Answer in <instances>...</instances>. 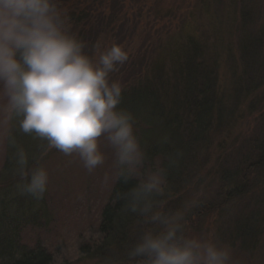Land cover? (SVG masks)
<instances>
[{
    "label": "trees",
    "instance_id": "obj_1",
    "mask_svg": "<svg viewBox=\"0 0 264 264\" xmlns=\"http://www.w3.org/2000/svg\"><path fill=\"white\" fill-rule=\"evenodd\" d=\"M94 1L96 3L97 0ZM109 1L110 4H107L103 0V3H98L95 8V11L102 10L103 15L93 14L92 7L79 13L68 11L70 27L74 32V27L77 28L76 33L89 46L90 52L99 47L101 42L98 35L103 32L102 26L107 23L106 20L112 22L116 28L110 36L106 35L109 47L114 37L115 39L119 37V41L114 39L118 44L125 37H131V29L123 28L125 23L135 27L139 21L134 19L133 14L122 10L125 6L119 0ZM244 1L246 7L244 5L241 9V22L251 25L253 19L250 10L251 7L254 8V1ZM133 2L137 5L144 4V0H133ZM116 12L120 13V16L116 17ZM116 21L118 23H115ZM150 31L160 35L158 29L149 28L147 32ZM189 31L185 43L179 46H172L169 40L166 43H162V40L157 46L154 42L143 44L142 46L145 47H140L138 55L134 58H131L132 55L128 56V60L119 68V72L123 71L125 77L122 81L125 83L121 84L124 91L118 107L130 111L135 118V131L145 153L141 167L153 166L152 162L159 156L161 166L157 168L163 169L167 178L164 194L155 198L157 204L162 203L167 194L174 192L175 189L182 193V189L186 190L189 181H194V185L198 186L208 183V179L198 177L203 168L194 159V152L198 145L207 141L206 137H209L213 129L224 131L231 128V119L235 117L233 112L240 106L241 94L245 90L247 93L244 94L243 99L261 89V95L256 103L259 105L264 101V23L255 33L245 31V36L238 46L245 67L240 75L236 69H231L232 85L230 84L228 89H223L219 83V68L217 69L219 59L211 56L212 52H218L211 49L210 44L205 40L208 36L204 39L201 37L203 34L197 36L192 29ZM160 36L157 39H160ZM151 37L152 35L148 33L147 39ZM169 37L170 34L167 38ZM149 52L152 53L151 57L148 55ZM208 57L212 58V61ZM127 64L128 67H132L130 73L125 72ZM166 64H169L170 72L161 78L160 72H165ZM152 74L155 77L158 75L157 80H145ZM144 81L146 82L143 83ZM262 116L264 117V114ZM255 132L257 131L252 132L255 136L250 143L246 141L249 146L237 152L233 166L220 167L216 162L210 166L211 170L217 169L220 172L218 182L220 193L224 189L230 196V190L243 186L241 195L252 190L248 194L250 197L246 199L249 203L254 198L258 203L259 196L264 202V131L259 134ZM24 137L34 140L33 136L24 135ZM43 143L45 141L40 140V145ZM255 150L258 151L257 156L253 154ZM253 171L261 174L258 183L252 181L253 177L255 178ZM244 174L245 176L247 174V180L243 182ZM140 182L142 181L134 174L127 182L117 175L109 200L99 213L97 230L102 237L100 235L95 237L97 240L95 239L91 252L95 251V255L102 257L105 263L111 261V264L118 260V264H133L129 261L127 253L142 233L150 230L144 224L145 217L127 210L126 201L122 196ZM248 185L251 187H247ZM259 189L262 190L258 195ZM17 191L20 196L14 195L16 198L10 201L9 206L5 202L6 198L0 200V203L3 202L9 207L13 214L3 215L0 211V264H54L55 261L49 250L46 247L41 248L38 237L35 238V246L29 245L28 241L21 238L23 233L20 228L25 227L26 224L36 225L38 219L42 218L39 216L41 198L36 199L22 193L18 188ZM185 194L186 191L179 196L178 201L172 202L178 205ZM189 195L191 196V193ZM208 199L200 198L199 207L192 210L187 223L202 220L207 229L216 227L221 208L219 203H213ZM41 206L45 207L43 202ZM230 228H233L230 232L232 240L238 236V239L242 240L241 245L244 244L243 248L249 250L250 246L252 250V247L264 237V204L258 205L256 211L249 207L246 215L237 211Z\"/></svg>",
    "mask_w": 264,
    "mask_h": 264
},
{
    "label": "clouds",
    "instance_id": "obj_2",
    "mask_svg": "<svg viewBox=\"0 0 264 264\" xmlns=\"http://www.w3.org/2000/svg\"><path fill=\"white\" fill-rule=\"evenodd\" d=\"M72 30L59 0H0V128L13 123L20 133L47 142L65 155L77 153L91 172L104 163L103 137L114 151L118 178L127 182L144 163L135 118L119 108L124 88L111 78L128 53L118 43L98 53ZM15 147L11 159L18 189L40 199L47 191L48 171L30 167L29 155ZM167 178L163 169L123 193L127 210L159 225L147 230L127 255L133 264H230V247L187 232L188 215L199 207L194 192L172 212L154 210Z\"/></svg>",
    "mask_w": 264,
    "mask_h": 264
},
{
    "label": "rangeland",
    "instance_id": "obj_3",
    "mask_svg": "<svg viewBox=\"0 0 264 264\" xmlns=\"http://www.w3.org/2000/svg\"><path fill=\"white\" fill-rule=\"evenodd\" d=\"M119 1L125 6L122 8L124 12L133 14L134 19L139 20L135 27L127 23L123 26V28L131 29L132 34L130 38L125 37L119 43L124 47L128 56L136 57L140 47L144 48L145 46L142 45L149 42H154L155 46L160 44L162 40V43L169 40L172 46L184 44L187 34L190 33L189 30L192 29V32L197 36L203 34L201 37L204 39L208 36L205 40L208 41L211 49L218 52H212L211 56L219 59L218 78L223 89H228L229 85H232L231 69H236L240 75L245 67L241 54L238 52V46L245 36V31L255 33L264 23V0H252V2L254 1V8L251 7L250 10L253 19L251 25L241 22V9L246 3L244 0H144V4L140 5L134 4L133 0ZM101 2L103 3V0H97L96 3L94 0H59V6L67 13V16L69 10L79 13L82 10H89L91 7L94 10L92 13L98 16L103 15L102 10L95 11L97 4ZM105 3L110 4V1L105 0ZM151 8L152 10H150ZM117 16H120V13L116 12ZM105 22L107 23L102 26L103 32L98 35L101 43L95 49L97 53L109 47L106 35L110 36L116 30L112 22L108 20ZM149 28L160 30L161 36L152 31L147 32ZM74 30L75 32L78 31L75 27ZM148 33L152 35L150 39H147ZM166 34L167 36L170 34L169 39ZM158 36L160 39H157ZM114 39H112L113 41L110 40L112 44L119 41V37L115 39L117 41ZM217 49L225 50L218 51ZM148 55L151 57L152 53L149 52ZM243 55L245 56V54ZM208 58L212 61V58ZM168 65L163 67L165 72H160L161 78L169 74ZM119 68L120 65L117 67V71L111 74V78L124 84L125 82L122 80L125 76H123V71L119 72ZM130 71H132V67H128L127 64L125 72L130 73ZM156 77L153 74L152 76L148 75L149 79L145 80L155 81L157 80ZM261 92L262 90L259 89V91H255L243 99L244 94L247 93L245 90L241 94L240 106L233 112L235 117L232 118L233 120L231 119V128L224 131L213 129L209 137H206L207 141H203L197 146L194 159L203 168L198 177L208 179L207 186L194 185V181H189L186 190L182 189V193L186 191L187 194L178 205L172 201H178L182 193L175 189L174 192H169L164 201L157 204L154 209L165 213L172 212L180 208L191 197L189 194L192 195L194 192H198L200 198H209L208 200L213 203H219L221 214L215 228L207 229L204 221L201 222L202 220H200L187 223L186 229L191 235L211 238L222 246L230 247V264H264V237L252 247V250L248 245L249 250H247L246 247L243 248L244 244L241 245L242 240L238 239V236L232 240L230 235L233 229L230 227L234 223L237 211L246 215L249 207L256 211L257 206L264 204V202L261 201V196H259L258 203H256L257 199L254 196H252L254 199L250 203L246 201L252 190L241 195L243 186L230 190V196L226 194L228 192H225L224 189L220 193V188L218 189L220 172L217 169L211 170L210 166L214 162L220 167L233 166L234 160L237 159V152L249 146L246 141L249 144L252 137L255 136L252 132L255 130L257 131L255 133L259 134L264 131V117L262 116L264 114V101L259 105L256 103ZM13 125L0 128V135L10 136L15 141L16 146L23 147L27 151L30 167L43 166L49 174L47 191L39 200V216L42 218L38 219L36 225L26 224L25 227L20 228L23 233L21 238L28 241L29 245L35 246V238L38 237L41 248L46 247L49 250L52 259L55 261L54 264H110L111 261L105 263L102 261L103 258L95 255V251L93 253L91 249L95 237L99 235L102 237L97 230L99 213L104 204L108 202L118 175L114 151L103 137L99 138V147L105 157L104 163L89 172L77 153L65 155L55 148H48L46 141L40 145L38 138H34V140L29 138L28 140L24 134H20L18 125ZM23 143L26 144L22 145ZM14 152L15 147L9 144L7 139L4 140L3 144H0V200L6 198L7 206L10 205L12 199L16 198L14 195L20 196L17 191V184L20 181L13 172L14 162L11 159ZM253 154L257 156L258 151L255 150ZM152 163L153 166L147 165L144 168L140 166L135 169L134 175L138 180L143 181L148 172L155 171L158 169L157 166H161L160 157L157 156ZM253 174L255 178L253 177L252 181L258 183L261 180L259 178L261 174L255 171ZM238 176L240 177L239 173ZM246 180L247 174L246 176L244 174L242 181ZM252 181L251 183H253ZM253 185L251 184V186ZM251 186L248 185L247 187ZM260 190L262 189H259L257 194ZM42 202L46 211L45 207L41 206ZM7 206L1 202L0 211L3 215H13ZM189 215L188 218L191 217ZM144 221L148 229L159 230V225L147 222L146 218ZM247 241L250 240L247 239ZM117 261L111 264H118Z\"/></svg>",
    "mask_w": 264,
    "mask_h": 264
}]
</instances>
